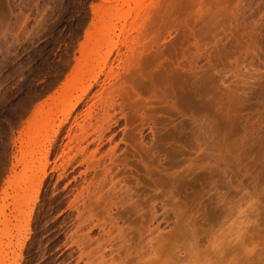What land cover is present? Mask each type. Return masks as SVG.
I'll use <instances>...</instances> for the list:
<instances>
[{
  "label": "rangeland",
  "instance_id": "obj_1",
  "mask_svg": "<svg viewBox=\"0 0 264 264\" xmlns=\"http://www.w3.org/2000/svg\"><path fill=\"white\" fill-rule=\"evenodd\" d=\"M121 9L0 0V264H264V0Z\"/></svg>",
  "mask_w": 264,
  "mask_h": 264
},
{
  "label": "bare ground",
  "instance_id": "obj_2",
  "mask_svg": "<svg viewBox=\"0 0 264 264\" xmlns=\"http://www.w3.org/2000/svg\"><path fill=\"white\" fill-rule=\"evenodd\" d=\"M116 3H120L122 6V9L120 11V18L126 23L130 18L133 17H139L138 14L141 11L140 8H142V4L145 0H115ZM134 5L131 7V5ZM123 9H125L123 11ZM136 22V20H135ZM133 26L135 23H133ZM132 26V25H131ZM132 28V27H131ZM123 31V29L121 30ZM109 31L106 32L105 29H101L100 33H98L97 37L93 39L92 41V48L87 51L86 58L87 61H91V63L86 64V67L82 71L83 75L76 79L73 84L66 90L64 96L61 99V105L62 107H67L66 115H68L71 111H73L80 99H75L72 101V92L78 91L79 89L84 90V81L83 78L85 76H90L91 72H94L97 69H102L109 58V55L111 51L107 52L105 56L102 55L101 52V42L105 41L108 37ZM96 78V76H94ZM91 84L88 85L90 88ZM32 154H34V150L32 151Z\"/></svg>",
  "mask_w": 264,
  "mask_h": 264
}]
</instances>
